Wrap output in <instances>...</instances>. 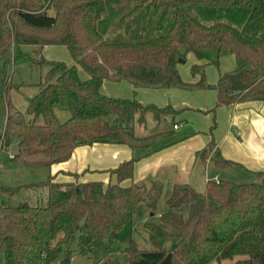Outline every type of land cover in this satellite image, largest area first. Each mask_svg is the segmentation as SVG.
Returning <instances> with one entry per match:
<instances>
[{
    "label": "trees",
    "instance_id": "16d2710c",
    "mask_svg": "<svg viewBox=\"0 0 264 264\" xmlns=\"http://www.w3.org/2000/svg\"><path fill=\"white\" fill-rule=\"evenodd\" d=\"M189 5L243 8L250 15L242 27L206 25L186 9ZM23 45L65 46L74 61L68 66L43 56L33 59V65L49 69L27 113L9 100L12 84L0 70V99L7 101L0 150L16 146L14 160L31 166L66 162L77 147L93 143L149 150L171 134L166 130L137 136L135 126L145 123L148 113L161 123L176 111L171 105L161 108L135 98L109 97L101 92L106 80L126 81L135 90L215 88L213 111L264 96V0H0V55ZM210 51L232 53L238 62L215 86L203 72L206 65L217 63ZM188 54L203 62L191 69L194 75L202 72L197 83L185 82L178 69ZM56 105L69 111L67 121L56 116ZM211 155L216 167L233 164L215 143L202 152L204 159ZM138 160L108 170L116 183L59 182L50 176L42 183L0 187L11 202L18 200L0 206L5 264H69L75 241L78 254L96 264H123L120 256L125 264H209L237 257L234 264H264V172L252 183L209 181L204 192L175 183L161 225H145L157 238L172 237L171 249L154 242V249L145 250L131 235L121 239L138 205L156 211L165 190L160 181L122 185L133 178ZM120 241L127 246L123 252Z\"/></svg>",
    "mask_w": 264,
    "mask_h": 264
},
{
    "label": "crops",
    "instance_id": "0c3cea01",
    "mask_svg": "<svg viewBox=\"0 0 264 264\" xmlns=\"http://www.w3.org/2000/svg\"><path fill=\"white\" fill-rule=\"evenodd\" d=\"M221 53H217V58ZM191 58V69L193 65L203 63L193 54H188L185 62ZM212 60L219 61L214 58ZM237 63L236 56L230 53L221 60L219 73L213 69L216 63L206 65L203 72L207 83L215 86L221 74L234 70ZM178 69L181 73L179 64ZM191 74L194 79L184 76L183 80L197 83L202 78V72L194 75L191 70ZM165 89L135 90L126 81H104L101 92L109 97L133 99L132 90L139 93L138 101L142 104H155L161 108L171 105L176 111L172 117L173 126L168 129L171 134L149 150L133 149L116 143L81 145L74 150L68 161L49 167V175L59 182L78 180L116 183V175L108 170L117 168L124 161L138 158L133 178L124 181L122 185H151L153 181H160L165 189L168 187L172 191L175 183H188L199 192H204L209 178L217 176L219 180H225L220 172L227 168L216 167L212 155L206 159L202 157V152L211 143H215L225 160L233 162L232 168L239 178L252 181L259 177L258 173L264 172V96L222 106L213 111L217 102L215 88L186 91ZM175 125L179 126L178 129H174Z\"/></svg>",
    "mask_w": 264,
    "mask_h": 264
},
{
    "label": "rangeland",
    "instance_id": "374dc122",
    "mask_svg": "<svg viewBox=\"0 0 264 264\" xmlns=\"http://www.w3.org/2000/svg\"><path fill=\"white\" fill-rule=\"evenodd\" d=\"M186 9L199 21L206 25L224 22L237 27H242L250 15L249 9L243 8H223L203 5H189L186 6ZM150 34L156 35L155 32H152ZM209 55L211 58L219 60L213 68L217 73H219V69H221V60L227 55H230V53L222 52L219 58H217L216 51H210ZM41 56L47 58V60L65 62L68 66L73 64V59L68 48L60 45H50L45 47L44 50L43 48L35 45H23L21 47L13 46L12 48H10L7 54L0 55V70L6 73L12 84V89L9 91L8 98L18 110L24 113H27L30 101L37 94L38 85L45 81L46 74L49 69V67L45 64H32L33 59H38ZM191 62L192 58L185 63H179L183 79L184 76H188L189 79H194L191 74ZM78 72L82 78L86 77V73L81 66L78 67ZM169 89L186 91V89H180L177 87L166 88L165 90ZM131 94L132 98L139 100V93H134L131 90ZM54 111L56 116L62 122L68 120V118L70 117L69 111L60 105H56ZM180 111L181 110H179L178 112ZM6 116L7 101L5 98H1L0 132H2L4 129ZM39 122H42V119H40ZM172 126V116L169 115L165 117V119L161 123H158L155 120L153 114L148 113L146 115V122L143 124H136L134 132L137 136H147L156 132L166 131L172 128ZM17 151L18 150L16 149V146H12L9 150H0V187L15 188L48 181L50 176L49 167L31 166L24 160L10 161L9 154H17ZM230 167L231 168L227 167L220 172L222 174V178L225 180L234 181L239 184L258 182L260 180L259 177H256L253 178L252 181H245L247 179L239 178L235 172V169L232 168V165ZM148 183L149 182L147 181V184ZM170 192L171 188L166 187L156 211L149 210L144 203L139 204L132 222L126 225L120 232V238L123 239L131 235L138 244L139 248L145 250L154 249V242L161 243L163 248L165 249H171L174 246V239L172 237L166 236L163 238H157L145 228V225L148 222L161 225L160 216L166 210V201L169 197ZM17 201L18 200L14 198L13 202H11V200H9L7 196L0 194V206L16 204ZM165 228L167 229V231L172 233L171 227ZM118 244L120 246L119 252H123L127 247L123 241H120ZM72 248L74 251V258L71 259L69 264H96L93 260H90L87 257L78 254L77 241H75ZM117 256L119 257L120 254H118ZM239 258L240 257H237L233 260L226 259L220 262L218 260H214L209 264H234ZM120 259L122 263L125 264L124 258H122V256H120ZM58 263L60 264V262ZM0 264H5V257L2 252H0Z\"/></svg>",
    "mask_w": 264,
    "mask_h": 264
},
{
    "label": "built area",
    "instance_id": "2783aa9c",
    "mask_svg": "<svg viewBox=\"0 0 264 264\" xmlns=\"http://www.w3.org/2000/svg\"><path fill=\"white\" fill-rule=\"evenodd\" d=\"M178 125H175L174 126V129H178ZM15 157H16V154H14V153H10L9 154V160L10 161H13L14 159H15ZM209 181H215V182H217V183H219L220 182V180H219V178L216 176V177H214V178H209V180H208V182ZM74 258V257H73ZM55 264H59L58 262H56Z\"/></svg>",
    "mask_w": 264,
    "mask_h": 264
},
{
    "label": "water",
    "instance_id": "95a60500",
    "mask_svg": "<svg viewBox=\"0 0 264 264\" xmlns=\"http://www.w3.org/2000/svg\"><path fill=\"white\" fill-rule=\"evenodd\" d=\"M50 16H52V14H50ZM179 62L183 63V62H185V60L180 59Z\"/></svg>",
    "mask_w": 264,
    "mask_h": 264
}]
</instances>
